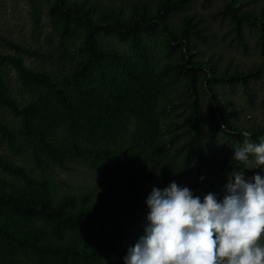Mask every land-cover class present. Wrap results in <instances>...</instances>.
<instances>
[{
  "label": "trees",
  "instance_id": "16d2710c",
  "mask_svg": "<svg viewBox=\"0 0 264 264\" xmlns=\"http://www.w3.org/2000/svg\"><path fill=\"white\" fill-rule=\"evenodd\" d=\"M47 1V14L61 41H81L79 57L67 77L57 78L27 69L20 56L0 54V65H10L22 87L38 91L34 100L21 106L8 94L0 73V113L5 109L18 120L17 133L0 122V134L17 153L27 151L37 167L53 163L64 168L66 160L83 161L109 180L95 193L54 198L47 181L30 178L25 169L0 157V169L25 185L0 189V264H20L23 256H30L32 264H112L108 257L116 251L117 238L129 239L124 257L140 238L120 229L114 214L126 215L132 226L133 212L148 209L141 199L149 186L179 185L187 169L196 178L194 195L203 200L211 192L222 200L233 170L245 171L246 179L264 175V170L232 160L233 155H205L206 147L216 148L219 132L237 145H242L246 132L257 143L264 136V113L263 121L256 123L245 105L226 99L217 89L239 87L250 103V83L264 77V58L246 67L216 52L196 60L197 53H204L192 50L194 42L212 44L210 24L196 13L186 15L178 27L169 22L193 0H134L128 5ZM251 4L257 7L247 9ZM226 15L238 48L246 50L241 35L245 23L256 29V47L264 54V4L225 0L212 16ZM101 36L115 38L126 50L104 46ZM0 41L16 54H36L5 38ZM161 52L177 56L161 61ZM180 82L184 93L178 90ZM201 94L211 122L206 142ZM180 106L187 112L180 121L186 129L174 133L178 124L166 116ZM60 128L67 140L58 147L52 137ZM192 161L199 167H190ZM104 217L111 231L103 232Z\"/></svg>",
  "mask_w": 264,
  "mask_h": 264
},
{
  "label": "rangeland",
  "instance_id": "374dc122",
  "mask_svg": "<svg viewBox=\"0 0 264 264\" xmlns=\"http://www.w3.org/2000/svg\"><path fill=\"white\" fill-rule=\"evenodd\" d=\"M104 5H128L134 0H96ZM258 3L264 4V0H258ZM225 4V0H193L190 7L182 12L173 14L169 22L175 27H178L183 18L192 13L202 15L207 23L210 24L213 31V38H211V45L204 46L200 42H194L192 50L202 51L204 54L197 53L196 60H201L211 52L221 53L225 59H233L234 64L241 67L250 66L252 64H259L260 59L264 58V54H260L256 47L257 33L256 29L249 27L243 23L241 25V35L246 42V50L239 49L234 39V32L232 31V24L229 16L224 17L212 14L219 11ZM49 1L47 0H0V37L14 42L26 49L36 52L34 55L16 54L15 51L6 47L0 41V54L7 56H20L24 66L34 72H46L54 77H67L73 67V62L79 57L80 40L73 42L61 41L57 28L51 22L48 14ZM257 7L251 4L247 7L250 9ZM245 8V7H244ZM162 41V39H161ZM100 42L104 46H111L119 50H126V46L118 42L113 37H100ZM66 53V55H65ZM174 54L160 53L161 61H168L175 59ZM0 73L8 87V94L13 97L19 105H25L35 99L38 91L28 90L21 86L17 79L15 71L10 65H0ZM251 96L250 103L246 101L241 89L235 87L229 89L226 86H218V91L226 98L240 105L246 106V111L249 118L260 124L263 121L264 100L262 98L264 90V77L260 80H254L250 83ZM178 90L184 93L182 83H179ZM202 100V121L205 125L203 140L207 141L209 129H211V122L208 115L207 101L203 94ZM187 114L182 106L171 110L167 119L173 120L178 124L174 128V133L181 132L186 129V126L180 121ZM165 118V119H166ZM0 122H3L17 133L18 120L13 118L7 110L0 113ZM133 130V126L129 131ZM168 133H165L167 136ZM185 138V134L183 135ZM55 145L60 147L66 143L67 135L64 128L56 130L52 137ZM127 140L125 137L124 141ZM17 144L23 149L26 147L24 142L17 140ZM233 146H237L233 140L226 138L221 132L216 136V148H205V155L217 159L222 156L234 155ZM0 157L11 163L12 165L21 167L26 170L28 176L36 181H47V189L54 198H59L67 194H81V193H95L105 188L109 177L98 169L92 168L89 164L83 161H69L66 160L64 168L56 164L49 163L45 167H37L27 151L19 154L11 148L7 141L2 138L0 134ZM197 161H192L190 167H199ZM183 182L178 186L187 187L192 192L196 188V178L192 172L187 169L183 171ZM155 183H153L154 186ZM8 185L24 187V182L20 178H15L0 169V189H9ZM152 191V185L143 191L142 203H145L147 196ZM148 209H139L133 212V225H128L127 216L122 213H115L114 218L117 226L120 229L131 230L133 239L144 235V228L147 225ZM104 230L111 231L109 221L104 217ZM122 239V240H121ZM115 240L116 251L109 255L112 264H124V245L129 239L123 235L122 238ZM1 256V255H0ZM2 261L0 257V262ZM20 264H32L30 256H23L20 258Z\"/></svg>",
  "mask_w": 264,
  "mask_h": 264
},
{
  "label": "clouds",
  "instance_id": "9594fccd",
  "mask_svg": "<svg viewBox=\"0 0 264 264\" xmlns=\"http://www.w3.org/2000/svg\"><path fill=\"white\" fill-rule=\"evenodd\" d=\"M244 136L232 160L264 170V136ZM244 173L229 174L222 200L211 192L201 200L175 182L153 187L144 235L124 264H264V175Z\"/></svg>",
  "mask_w": 264,
  "mask_h": 264
}]
</instances>
